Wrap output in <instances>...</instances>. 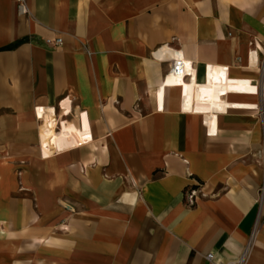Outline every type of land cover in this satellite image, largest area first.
I'll list each match as a JSON object with an SVG mask.
<instances>
[{"label":"crops","instance_id":"0c3cea01","mask_svg":"<svg viewBox=\"0 0 264 264\" xmlns=\"http://www.w3.org/2000/svg\"><path fill=\"white\" fill-rule=\"evenodd\" d=\"M25 1L0 0V264H264V0Z\"/></svg>","mask_w":264,"mask_h":264},{"label":"built area","instance_id":"2783aa9c","mask_svg":"<svg viewBox=\"0 0 264 264\" xmlns=\"http://www.w3.org/2000/svg\"><path fill=\"white\" fill-rule=\"evenodd\" d=\"M18 3V9L21 13H27L28 12V5L26 3L25 0H17ZM47 43L52 45V46H59L62 43V38L61 37H57L53 40L51 39H47ZM172 68L171 71L173 73V75L175 76H182L185 77L187 73H189V71H191L188 63L181 57H174L172 58ZM249 244L247 245V247L244 249V251L242 252V254L234 260H230L228 262L225 263H220V264H244L247 255H248V251H249ZM214 254L213 253H209L207 255V258L210 261L214 260Z\"/></svg>","mask_w":264,"mask_h":264},{"label":"bare ground","instance_id":"6f19581e","mask_svg":"<svg viewBox=\"0 0 264 264\" xmlns=\"http://www.w3.org/2000/svg\"><path fill=\"white\" fill-rule=\"evenodd\" d=\"M173 78L179 81L181 79V76H176V77H173Z\"/></svg>","mask_w":264,"mask_h":264}]
</instances>
